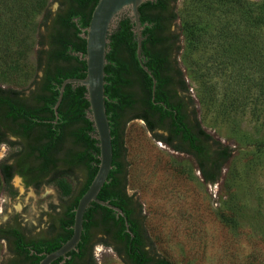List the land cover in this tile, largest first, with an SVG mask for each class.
I'll return each mask as SVG.
<instances>
[{"label":"rangeland","instance_id":"1","mask_svg":"<svg viewBox=\"0 0 264 264\" xmlns=\"http://www.w3.org/2000/svg\"><path fill=\"white\" fill-rule=\"evenodd\" d=\"M262 2L173 4L185 95L212 148L229 156H217L213 183L205 184L191 161L162 149L140 121L125 126L127 194L142 209L150 250L172 264H264V26L242 30L244 18L256 17ZM60 10L54 0H0L1 89L29 94L35 88L47 25ZM14 150L0 146V164ZM73 177L82 179L78 172ZM71 181L61 178L33 190L17 177L6 183L0 174V226L18 222L26 234H36L63 196L61 185ZM8 256L0 240V264ZM92 264L123 263L97 245Z\"/></svg>","mask_w":264,"mask_h":264},{"label":"trees","instance_id":"2","mask_svg":"<svg viewBox=\"0 0 264 264\" xmlns=\"http://www.w3.org/2000/svg\"><path fill=\"white\" fill-rule=\"evenodd\" d=\"M55 1V0H54ZM149 0L139 7L140 23L144 27L142 36L146 33L153 34V30L160 27L162 21L165 19L168 23H173L175 15L173 8L168 7L166 0ZM175 2V0H172ZM98 0H70L67 11L58 19L54 20L56 30L51 34L54 39L55 46L52 49L42 50L37 59L38 69L41 73L39 80L35 82V88L32 90L30 98H19L18 95L22 93L11 89L0 88V124H5L12 128L17 126L28 139L27 145L24 148V157L17 162L18 166L27 171H36L40 174H46L50 171H56V175L68 174L72 175L78 172L79 169L86 170L88 181L82 188L79 195L75 198L73 205V212L68 214L67 224H73L74 210L77 206L78 200L86 192L92 179L94 178L99 160L98 141L91 138V134L95 133L92 123L87 118L89 112V104L85 99V88L78 85L68 84L64 88L61 102L57 108V119L55 116L54 105L58 98V90L61 83L68 78H84L86 65L83 60H79L78 56H71V52H82L85 54V40L78 37L79 29L74 23V18L78 19L80 27H87L90 21L91 13L97 4ZM87 4L91 5L89 11V20L81 12V5L85 7ZM80 5V6H79ZM157 9L160 11L155 15L147 14L148 9ZM257 16H252L243 20V28L246 33L250 32V28H262L264 26V2L257 6ZM165 13V15L163 14ZM246 13V12H243ZM133 24L127 17L122 18L118 23L116 29L108 37L109 51L106 54L105 77H104V94H105V110L108 118L111 144H112V159L113 166H115V173L121 172L124 175V182L126 179V168L124 162V145L123 132L128 119H122V111L126 107H130L133 99L137 97L139 92L138 74L143 73L137 63L136 58V40L135 35L132 34ZM240 27V24H239ZM69 28L76 29L75 34L69 32ZM241 28V27H240ZM241 32H235L233 37H240ZM73 36L77 37L78 43L72 42ZM154 36V35H153ZM177 40V36H175ZM143 43V42H142ZM43 45V43L41 44ZM46 46V44H45ZM74 61L72 65L65 66L62 61ZM264 71V70H263ZM183 91L186 90L182 83ZM129 88V90H127ZM157 88L155 89L156 96ZM148 102L151 100V84L148 88ZM261 93L264 97V77L261 83ZM8 94V95H6ZM13 95V96H10ZM56 121V123H53ZM47 124L46 128L36 129L38 125ZM198 123V122H197ZM198 126L200 127L199 123ZM64 128V137L59 136V133ZM201 131L202 128L200 127ZM207 139L210 137L206 134ZM220 158H228L227 150L220 152ZM121 159V162H120ZM220 164H218L216 174L213 176H206V182L213 183L217 178ZM17 172L15 169V162L8 163L3 161L0 164V174L6 183H10L11 178ZM62 178V177H61ZM59 178V179H61ZM49 180L47 183H49ZM120 185V183H119ZM37 187V185H36ZM72 184H62V199L66 198L72 192ZM98 199L107 201L109 204L115 206L118 203L113 201L116 198L119 203L127 206V201H131L132 197L110 196L108 185L105 184L99 192ZM138 214H142V209L139 203L135 202ZM99 208L105 214L110 215L113 212L105 207L91 203L84 214L82 240L77 246L80 250L78 256L82 257L85 264H92V250L91 245L87 246V231L93 225L94 208ZM123 209L126 207L122 206ZM125 214L127 213L124 210ZM2 230L0 229V232ZM121 236H127L122 232ZM71 237L69 235L62 242H48L44 243L46 248H40L34 242L25 243L22 235L15 230H10L9 233L0 234V240L6 239L8 241V249H11V243L15 244L17 253L22 258L13 261L11 264H36L41 257L34 253H40L43 250L45 253H50L59 248ZM129 238V236H127ZM33 254H30V251ZM84 250V251H83ZM10 252V250H8ZM138 248L132 247L131 253L135 256L137 264H144L145 254L138 253ZM72 259L76 256L74 252L70 253ZM156 264H172L160 258Z\"/></svg>","mask_w":264,"mask_h":264},{"label":"flooded vegetation","instance_id":"3","mask_svg":"<svg viewBox=\"0 0 264 264\" xmlns=\"http://www.w3.org/2000/svg\"><path fill=\"white\" fill-rule=\"evenodd\" d=\"M69 1L70 0H55L57 8L61 10L56 12L53 19L47 25L45 34L47 50L52 49L55 46L54 39L51 36V34H53L57 27L54 23V20H56L57 18L59 19L64 14V12L67 11L70 5ZM166 1L168 3V7L173 8L174 2L172 0ZM152 2H154V0ZM80 7L81 12L86 17V21H88L91 5L87 4L86 7L84 5H81ZM158 12L160 13L159 10L151 8L148 9L147 14L155 15ZM163 14L165 15V13ZM78 19L79 18H74L73 21L79 29L78 37L83 39L81 37V34L83 33V29L85 27H80V25L78 24ZM141 26L142 30L140 56L143 65L147 68L152 78L154 79V91L152 90L153 80L151 76H149L140 67L137 60V63L143 72L138 74L137 82L139 84L137 85V88L139 89V92L136 91L137 97L133 99V102L131 103L132 105L130 107H126L122 111V119H128L126 125L132 121H140L144 125L145 130L153 137V139L159 142L162 149H166L168 151H171V153L182 157V159H177L179 161L183 159L191 161L194 167L199 171L202 181L206 184V176H213L216 174L218 167L217 156L219 157L220 153L217 154V151L212 148V146L210 145V141L206 137V133L204 131H201L200 127L198 126L194 112L190 105V101L185 95V91H183L182 82L179 78V71L176 64L175 47L177 45V40H175L176 35L173 31V25L172 23L170 24L164 19L161 23V26L153 30V34L146 33L143 36L142 32L144 31V27L148 26V24L144 23ZM69 29L70 33L75 34L76 29ZM131 30H133V26ZM132 34L135 35L133 31ZM72 42L78 43L77 37L73 36ZM81 54L83 55L82 52L70 53L71 56H78L79 60H82ZM62 62V64L65 66H69L74 63L73 60ZM149 83L151 84L150 102H148L147 92ZM156 88L157 91L155 96L154 92ZM127 90H129V88H127ZM31 96L32 91L29 92V94L22 93L17 97L30 98ZM55 116L57 119V115ZM53 123H56V121H53ZM47 124L48 123L41 124L35 128L43 129L47 127ZM64 135L65 130L63 128L59 133V136L64 137ZM95 135V133H92L91 138L95 139ZM27 142L28 139L24 136L21 129H19L17 126L9 128L5 124H0V146L7 147L10 150L17 148V150H14V152L11 155L7 156V158L4 160L8 161V163L15 162V169L17 170V172L13 175L10 182L14 177H17L20 184L25 188L37 190L43 186L45 187L54 183L62 177L72 180V192L68 197L63 199L61 197L55 205L51 206L48 214V221L44 223V226L38 227L36 229V234H26L23 229V225L18 222H7L1 225L0 229L2 231L0 232V234L5 233V231L9 233L10 230L18 231L24 238L25 243L34 242L36 246L43 249L46 248V246H44V243L54 241L62 242L69 235V231H71L72 235L73 224H67V215L73 212L75 198L79 195L82 188L87 184L88 176L86 170L84 171L83 169H79L78 173L81 175L82 179L81 181L77 180L76 182L72 175H56V171H50L46 174H40L36 171L24 170V168L18 166L17 161L20 158L24 157L25 154H23V152L25 146L27 145ZM49 180L51 181L47 183ZM105 184L108 185L110 196H130L132 197L133 202L127 201L128 205L125 206L123 203L121 205V203H119L116 198L112 199L113 201H116L118 203L117 205L112 206L119 209L123 213V216L119 215L111 209L109 210H111L113 214L111 213L110 215H107L103 211H101V209L95 207L93 214L94 222L87 231V246L91 245V250H93V248L97 245L101 246L102 248L109 247L111 252H113L114 255L123 264H137L135 256L131 253V249L132 247L138 248V253H140V255H142V253L145 254L144 264H156L161 257L155 255L150 250L149 238L144 226V217L142 214H138V210L135 205V202L137 200L133 196L127 194L126 179L124 182L123 173H115V166L112 165ZM109 201L110 199L104 202L109 204ZM122 206L126 207V209H123ZM124 210L127 211L126 214ZM122 232L127 234L129 238H127V236H121ZM82 233L79 243L82 240ZM1 240L5 241L7 245V251L10 250V252L8 251L9 258L6 260L5 264H11L13 261L24 256H20L17 253L15 244L11 243V249L10 247L8 249V241L6 239ZM79 243L76 245V248L74 250L70 251L66 255L65 258H58L51 264H85L84 261L86 259L84 260L81 256H78V254H80V250L77 248ZM71 252H74L76 254L73 259L70 255ZM33 253L34 252L31 250L30 254ZM34 254L38 257H41L42 259L47 253H45V251L43 250L40 253ZM34 261V259L31 260V262ZM40 261L41 260L36 262V264H38ZM31 262L30 264H32Z\"/></svg>","mask_w":264,"mask_h":264},{"label":"water","instance_id":"4","mask_svg":"<svg viewBox=\"0 0 264 264\" xmlns=\"http://www.w3.org/2000/svg\"><path fill=\"white\" fill-rule=\"evenodd\" d=\"M149 0H98L95 5L89 24L83 29L81 37L85 40V54H81L86 70L84 78L65 79L58 90V98L54 105L55 115L61 102L66 85H78L85 88V99L89 104L87 118L95 130V139L99 147V164L97 172L86 192L79 199L74 210V220L71 237L58 249L47 253L38 264H51L58 258L66 255L76 248L83 229V216L90 203L94 202L123 216V213L112 205L98 200L97 195L106 183L112 168V144L108 118L105 110L104 77L106 54L109 51L108 37L116 29L122 18L127 17L133 24V33L136 35V57L140 67L151 76L141 61V30L139 7ZM152 78V76H151ZM152 90L154 91V79Z\"/></svg>","mask_w":264,"mask_h":264}]
</instances>
